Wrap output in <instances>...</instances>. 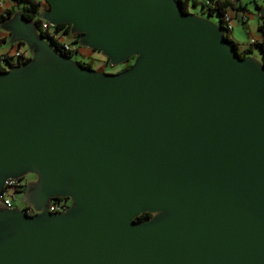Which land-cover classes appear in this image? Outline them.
Here are the masks:
<instances>
[{
    "label": "water",
    "instance_id": "obj_1",
    "mask_svg": "<svg viewBox=\"0 0 264 264\" xmlns=\"http://www.w3.org/2000/svg\"><path fill=\"white\" fill-rule=\"evenodd\" d=\"M44 1L108 66L133 60L86 68L19 11L0 23L31 55L0 69V190L32 174L35 211L0 207V264H264V57L177 0Z\"/></svg>",
    "mask_w": 264,
    "mask_h": 264
},
{
    "label": "trees",
    "instance_id": "obj_2",
    "mask_svg": "<svg viewBox=\"0 0 264 264\" xmlns=\"http://www.w3.org/2000/svg\"><path fill=\"white\" fill-rule=\"evenodd\" d=\"M16 2L19 3L20 7H19V12L22 14L23 18L25 20L31 21L37 31V33L44 38L45 40H47L49 42L50 45H52V47L58 51L61 52L63 54L69 55V56H74V54L68 51H64L62 49L61 44L59 43L58 39L59 37H57V35H66L69 34L71 36H73V41L71 40V42L69 41L70 44L73 43H77V40L80 37V33H74L72 34L70 32V24L67 23H59L56 24L54 26H48L47 28L42 29L41 27V22L42 19H39L37 17L39 11V7L41 4L40 0H14ZM45 2V1H44ZM177 2L182 6L183 11L187 12L188 10V2L190 4V6H195L196 5V1L195 0H177ZM45 4L48 6V4L45 2ZM200 6L203 8V10L201 9L202 12H207V14H217L218 15V23L219 25L222 27L224 33L223 36L224 38L227 40V42L232 46V48L237 52V54L239 55V57L243 58L246 57L250 52V49L248 48H240L238 42L236 40H234L231 37V31L226 30L223 26L225 24L224 20H223V15L226 11H232L236 14L235 11H246V8L244 7V5L240 4L237 2L233 3L230 0H203L200 3ZM261 5H258V7H260ZM14 12H16L15 10H7L4 13H0V23L7 19L8 17H10ZM258 18V24L256 26V29L258 31L259 34V38L257 40H255L253 43H249L247 42L248 45H256L259 50L262 53V56L264 57V16H259ZM244 22V21H242ZM50 30V28L52 29L51 32L48 30ZM22 44V42H18V45ZM95 51H98L97 49H93ZM81 55V54H80ZM82 57V55H81ZM106 61H108L106 59ZM79 62L81 63V65H83L86 68H92V62L91 60L88 61H84V60H79ZM53 199H59L58 198H53ZM151 216L150 213L147 212H143L141 213L139 216H137L135 219L136 220H146Z\"/></svg>",
    "mask_w": 264,
    "mask_h": 264
},
{
    "label": "built area",
    "instance_id": "obj_3",
    "mask_svg": "<svg viewBox=\"0 0 264 264\" xmlns=\"http://www.w3.org/2000/svg\"><path fill=\"white\" fill-rule=\"evenodd\" d=\"M239 19L242 21H245V14L244 13H240L239 14ZM236 14L232 11H226L223 15V20L225 22L224 24V28L226 30L231 31V27L232 24L234 22V20L236 19ZM49 25L46 21L42 20L41 22V27L42 29L47 28ZM49 30V28H48ZM51 28H50V32H51ZM58 36V35H57ZM3 38L0 37V43L2 42ZM59 43L62 46V49L64 51H68V52H72L74 54V56L77 57V61L82 60V57L79 53V48L76 47L74 44H70L67 41H62L60 39H58ZM255 41V39L253 38H249L248 42L249 43H253ZM82 47V46H80ZM30 52L27 48V46L25 44H20L18 45V43H15V47L11 48V49H4L0 51V69H6L7 67L11 66V65H16V64H20L23 63L25 61H27L30 58ZM81 58V59H80ZM26 182L23 181L21 178H7L5 179L2 189L0 190V207H13V194L14 193H21L24 190V186H25ZM69 199L66 197H59V199H50L47 205V209L50 212H57V211H62L64 210L68 205H69ZM17 207V206H15ZM19 209L23 210L25 213L29 214V212H31V214L35 213L34 209L26 204L22 202V205L20 207H18Z\"/></svg>",
    "mask_w": 264,
    "mask_h": 264
},
{
    "label": "rangeland",
    "instance_id": "obj_4",
    "mask_svg": "<svg viewBox=\"0 0 264 264\" xmlns=\"http://www.w3.org/2000/svg\"><path fill=\"white\" fill-rule=\"evenodd\" d=\"M41 5L39 7V11H42L47 8V5L45 4L44 0H40ZM238 3L244 5L246 8L245 16V22L248 24V28L250 30H247L246 28H243L239 23L233 22L231 27V33L233 38L240 43L241 46H244L245 48L250 49V56L262 60V53L259 50V48L256 45H248L247 42L249 40V34L255 33V24L258 23V18L256 17V10L258 5H264V0H237ZM198 14L209 18L211 21L218 23V15L217 14H207V12H202L200 8L194 9ZM57 37L61 38V35H58ZM70 40L67 42L73 41V36H69ZM60 40L63 41L61 38ZM76 47L79 48L80 54L82 55V60L88 61L91 60L92 62V68L96 69L98 71H106V72H117L122 70L123 64H118L114 67L108 66V61H106V58L99 52L95 51L93 49L89 48H82L77 43H73ZM73 59H77V57L73 56ZM81 59V58H80ZM21 193H14L13 199L14 203L17 207H20L22 205L21 202Z\"/></svg>",
    "mask_w": 264,
    "mask_h": 264
},
{
    "label": "crops",
    "instance_id": "obj_5",
    "mask_svg": "<svg viewBox=\"0 0 264 264\" xmlns=\"http://www.w3.org/2000/svg\"><path fill=\"white\" fill-rule=\"evenodd\" d=\"M195 1H196V5L195 6H190V4L188 2V10L190 12L198 14L194 9L200 8V9L203 10V8L200 6V3L203 0H195ZM19 7H20L19 3L14 1V0H0V13H4L5 11H7L9 9L10 10L13 9L15 11H18ZM235 12H236V17H235L236 19L234 20V22H237L243 28H246L247 30H250L248 28V24L245 21L241 22V20L239 19V16H240L239 14L240 13H244L245 14L246 11H244V12L243 11H235ZM246 18H247V16H246ZM257 24L258 23L255 24V33L254 34H249V38H253L255 40H257L259 38V34H258L257 29H256ZM69 36H70L69 34L61 35V38L63 39V41H68V40H70ZM0 37L3 38L2 42L0 43V51L4 50V49H11V48L15 47V43H10L9 42V34L5 30H3L1 28H0ZM231 37L233 38L232 33H231ZM61 38H59V39H61ZM238 44H239L240 48H245L244 46H241L239 42H238ZM82 48H84V47H82ZM79 53H80V51H79Z\"/></svg>",
    "mask_w": 264,
    "mask_h": 264
},
{
    "label": "flooded vegetation",
    "instance_id": "obj_6",
    "mask_svg": "<svg viewBox=\"0 0 264 264\" xmlns=\"http://www.w3.org/2000/svg\"><path fill=\"white\" fill-rule=\"evenodd\" d=\"M72 57H73V56H72ZM75 57H76V56H75ZM132 60H133V58H130V59H128L127 61L120 63V64H123L122 69L125 68V67H127V66L132 62ZM11 66H12V65H11ZM115 66H116V65H115ZM109 67H114V66H109ZM105 72H106V71H105ZM21 179H22L23 181H25V182H28V181L34 180V176H33L32 174H26V175L22 176ZM12 206H13V207L16 206L14 202H13V205H12ZM29 214H31V212H29Z\"/></svg>",
    "mask_w": 264,
    "mask_h": 264
}]
</instances>
